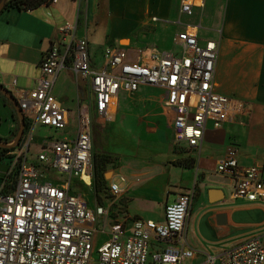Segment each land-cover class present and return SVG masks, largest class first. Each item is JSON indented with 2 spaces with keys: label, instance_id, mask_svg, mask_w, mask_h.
<instances>
[{
  "label": "crops",
  "instance_id": "obj_1",
  "mask_svg": "<svg viewBox=\"0 0 264 264\" xmlns=\"http://www.w3.org/2000/svg\"><path fill=\"white\" fill-rule=\"evenodd\" d=\"M181 4L182 0H86L80 7L73 0H57L36 9H3L0 83L17 101L32 90L44 54L67 23L77 22V36L87 37L94 68L104 66V50L110 45L125 49L127 60L134 62L142 50L180 57L183 50L176 38L187 30L196 32L202 46L218 42L216 91L241 101L243 107L221 128L209 120L196 149L175 142L174 113L164 108L165 91L160 87L142 84L134 94L120 91L107 117L95 110L94 96L70 66L59 72L52 90L68 113L61 139L77 138L81 113L91 119L92 177L88 184L74 177L72 187L90 208L103 206L107 211V224L105 216L97 225L95 246L109 240L118 216L127 230L133 218L164 222L166 206L195 188L185 234L196 256L185 264H201L254 237L264 238V202L234 197L233 179L216 171L229 148L236 150L240 166L264 168V0H197L191 15L181 12ZM27 124L25 134L34 136L38 129L43 142L50 137L46 129L54 130ZM20 125L14 104L0 92V139L13 142ZM7 171L8 162L0 163V193L13 191L2 188ZM65 178L48 175L46 180L62 183ZM112 184L119 186V195L111 192ZM161 246L152 241L151 253Z\"/></svg>",
  "mask_w": 264,
  "mask_h": 264
},
{
  "label": "built area",
  "instance_id": "obj_2",
  "mask_svg": "<svg viewBox=\"0 0 264 264\" xmlns=\"http://www.w3.org/2000/svg\"><path fill=\"white\" fill-rule=\"evenodd\" d=\"M76 1L81 7L86 0ZM196 1L182 0L181 12L191 15ZM60 31V39L43 56L34 88L18 99L31 124L58 132L67 128V110L52 95L57 75L67 66L94 96L95 110L106 117L120 91L134 94L142 84L164 89L163 106L174 113V140L190 148L201 146L209 120L221 128L243 107L241 101L216 91L219 43L202 46L195 31L177 36L183 50L180 57L142 50L137 61L130 62L125 49L110 45L104 50L102 68L91 66L88 39L77 36V22L67 23ZM32 136L31 132L29 139L8 153L12 160L2 188L13 183L14 189L0 193V264H149L150 258V264H185L195 258L185 234L195 188L166 206L164 222L136 219L127 230L124 221H117L111 224L109 240L96 247L97 225L107 211L103 206L90 208L72 187L74 177L86 184L92 177L90 116L80 114L76 139L45 140L35 163L29 161ZM44 168L66 178L62 183L49 182ZM216 171L233 179L234 197L264 202V168L240 166L234 148L218 162ZM111 192L119 195V186L112 184ZM152 241L162 244L153 254ZM201 264H264V238H252L218 258L208 256Z\"/></svg>",
  "mask_w": 264,
  "mask_h": 264
},
{
  "label": "rangeland",
  "instance_id": "obj_3",
  "mask_svg": "<svg viewBox=\"0 0 264 264\" xmlns=\"http://www.w3.org/2000/svg\"><path fill=\"white\" fill-rule=\"evenodd\" d=\"M74 2H76L77 3V1L76 0H73ZM85 3V2H84ZM87 12V11H86ZM28 122V121H27ZM46 129V128H45ZM73 127H71L70 128V130L71 131H73ZM47 130V134H46V136H50V137H48V139H45V140H47V141H51V140H60L61 139V134L63 133L62 131L60 132H58V131H54V130H50V129H46ZM18 134V133H17ZM51 134V135H50ZM17 136V135H16ZM29 137H30V133L28 132L27 134H24V136L22 137L23 139H21V142H20V144L18 145V146H20L22 143H23V141L24 140H26V139H29ZM43 138V137H42ZM41 137L39 138V134H38V129H37V131H35L34 132V136H33V140H32V145H31V148H30V151H29V158H30V161H33V160H36L37 161V159H38V156L40 155V150H43L44 151V146H43V140L44 139H42ZM15 139H16V137L14 138V140H13V142H11L10 144H13L14 143V141H15ZM111 141V140H110ZM112 141H114V140H112ZM115 141H116V139H115ZM17 146V147H18ZM102 148L105 150V149H107V146L104 144V145H102ZM33 159V160H32ZM44 171L49 175V176H51L52 178H54V179H58V180H63V178H64V175L62 176V174L61 173H58V172H56V171H53V170H48V169H46V168H44ZM110 200L111 201H114L112 198H110ZM124 213H126V212H124ZM126 218H129V216L128 215H124L123 216V219H126ZM115 219V218H114ZM121 218L118 216L117 217V220H115V221H122V220H120ZM137 218H133V221L134 220H136ZM255 238V237H254ZM103 241H101V243H102ZM97 251H95V254H94V258L95 259H97L98 258V254L96 253ZM151 261H152V258H150V263H151ZM149 263V264H150Z\"/></svg>",
  "mask_w": 264,
  "mask_h": 264
},
{
  "label": "trees",
  "instance_id": "obj_4",
  "mask_svg": "<svg viewBox=\"0 0 264 264\" xmlns=\"http://www.w3.org/2000/svg\"><path fill=\"white\" fill-rule=\"evenodd\" d=\"M3 0H0V2ZM51 0H8L7 3L5 4L4 9H9V8H18L20 10H29V9H36L40 7L43 4H49ZM5 99L8 100L6 96H4ZM27 124V120H26ZM28 127V124L26 125ZM27 130V128H26ZM18 133V132H17ZM23 139V138H22ZM1 142L8 144V141H3L0 139ZM16 148H6V147H1L0 146V163L2 162H8L12 160L11 156L8 155V153L14 151ZM14 180L12 179L11 182ZM7 191H11L14 189L13 183H9L5 187Z\"/></svg>",
  "mask_w": 264,
  "mask_h": 264
},
{
  "label": "water",
  "instance_id": "obj_5",
  "mask_svg": "<svg viewBox=\"0 0 264 264\" xmlns=\"http://www.w3.org/2000/svg\"><path fill=\"white\" fill-rule=\"evenodd\" d=\"M7 0H4L1 4H0V13L3 11L5 4H6ZM0 92L6 96L15 106V109L18 113V115L20 116V120H21V125H20V129L19 132L16 136V139L14 141L13 144H6L0 141V146L1 147H6V148H16L20 142L22 137L25 134V130H26V119L20 109L19 103L18 101L13 97V95L0 83Z\"/></svg>",
  "mask_w": 264,
  "mask_h": 264
}]
</instances>
